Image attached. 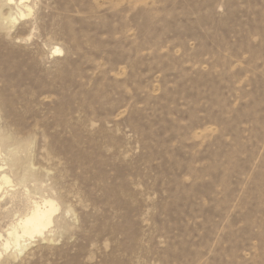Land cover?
I'll return each mask as SVG.
<instances>
[{"label": "rangeland", "instance_id": "1", "mask_svg": "<svg viewBox=\"0 0 264 264\" xmlns=\"http://www.w3.org/2000/svg\"><path fill=\"white\" fill-rule=\"evenodd\" d=\"M26 3L0 163L58 210L4 264H264V0Z\"/></svg>", "mask_w": 264, "mask_h": 264}, {"label": "bare ground", "instance_id": "2", "mask_svg": "<svg viewBox=\"0 0 264 264\" xmlns=\"http://www.w3.org/2000/svg\"><path fill=\"white\" fill-rule=\"evenodd\" d=\"M5 1L6 3L4 2V5H9V11L6 14L3 13L1 10L3 4L0 2L1 25L3 23H9L13 26V24H16V22H18L19 20H23L29 17L32 12V6L26 3L29 0ZM13 8H15L14 12L12 11ZM59 51L61 50L57 47L54 49V52L56 53ZM0 140L8 139L6 137L2 138L0 136ZM1 153L2 152L0 147V160L2 163L3 159ZM6 155L8 156V154ZM1 163L0 264H4L5 262H7V257L9 260L10 256H15L17 253L22 252L31 244V242L35 238H44L48 233H51L53 231L55 213L58 210V205L52 198L44 196L43 194H40L39 198L36 199L35 197L30 195L26 186H23V191L21 192L22 197L19 198L18 201H16L18 192H16L15 185L12 183L10 176L6 173V167ZM9 166L8 168H10L11 166L13 167V165H11L10 167ZM16 184L22 185V183ZM9 202L11 203V206H5ZM5 218H9L8 220H10V222L7 224V227L3 229L2 225Z\"/></svg>", "mask_w": 264, "mask_h": 264}]
</instances>
